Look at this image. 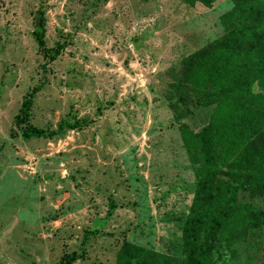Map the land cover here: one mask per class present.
I'll list each match as a JSON object with an SVG mask.
<instances>
[{"label":"rangeland","instance_id":"obj_1","mask_svg":"<svg viewBox=\"0 0 264 264\" xmlns=\"http://www.w3.org/2000/svg\"><path fill=\"white\" fill-rule=\"evenodd\" d=\"M232 7L0 0V264H117L123 242L185 256L197 178L180 125L196 133L213 105H185L173 86ZM229 233L209 264H264V224Z\"/></svg>","mask_w":264,"mask_h":264},{"label":"trees","instance_id":"obj_2","mask_svg":"<svg viewBox=\"0 0 264 264\" xmlns=\"http://www.w3.org/2000/svg\"><path fill=\"white\" fill-rule=\"evenodd\" d=\"M177 1L210 6L212 0ZM229 1L232 9L220 17L222 35L182 60L173 86L185 105H213L196 133L180 125L197 178L183 229L185 256L179 260L123 242L117 264H209L230 231L243 236L264 224V211L254 201L264 205V0ZM37 12L34 38L49 56L45 14ZM30 104L22 103L17 118H27Z\"/></svg>","mask_w":264,"mask_h":264}]
</instances>
